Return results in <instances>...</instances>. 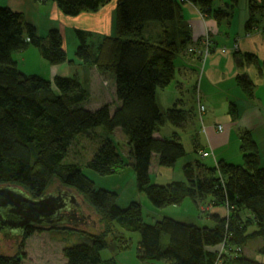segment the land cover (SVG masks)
Masks as SVG:
<instances>
[{
    "label": "trees",
    "instance_id": "obj_1",
    "mask_svg": "<svg viewBox=\"0 0 264 264\" xmlns=\"http://www.w3.org/2000/svg\"><path fill=\"white\" fill-rule=\"evenodd\" d=\"M53 1L65 15L77 16L97 11L110 0ZM181 1L185 0H116V33L99 38L98 43L95 32L75 27L76 58L99 68L115 70L123 66L150 92L167 88L176 79L178 58L190 41L188 33L175 25ZM189 1L204 15L212 13L218 20L229 14L227 9L215 8L214 0ZM237 1L231 0L234 4ZM256 7L251 2L252 12ZM29 45L36 46L50 63L68 60L60 28L52 25L47 35L42 34L21 11L0 6V184L18 185L38 198L57 177L97 209L107 225L101 232L89 230L80 212L77 222L71 218L40 225L49 226L51 232L57 229L61 234L69 233L63 246L65 264H116L115 257L105 259L102 252L107 247V231L117 225L124 235L119 237V250L130 246L124 230L139 231L140 264H264V259L244 252L248 241L259 237L256 253L264 256V162L251 131L239 132L244 153L241 164L226 160L211 164L205 160L210 151L203 155L204 150L197 152L200 157L186 156L194 151L188 150L189 142L184 138L188 131L182 129L197 115L203 121L200 106L204 102L198 81L181 88L175 102L154 120L146 99L124 100L113 107L112 103L96 104L87 79L71 73L51 80L43 73L25 72L15 53ZM206 54H198L200 64ZM238 81L250 95L252 80L240 74ZM186 92L192 95L196 110L186 99ZM168 123L173 129L165 133L161 127ZM117 130L126 137L134 160L127 161L119 152L114 139ZM83 135L95 140L93 154L85 165L66 162ZM144 140L149 143L139 154L137 149ZM178 161L185 179L152 180L155 166L170 169ZM120 164L133 165L139 189L155 206L180 203L190 197L200 206L206 201L224 204L231 213L227 218L216 215L213 225L170 216L150 223L144 220L142 204L137 200L114 209L117 192L97 188L85 167L107 175ZM33 229L27 227L22 236ZM72 234L79 241L70 243ZM24 247L22 244V252L15 255L0 251V264H24Z\"/></svg>",
    "mask_w": 264,
    "mask_h": 264
},
{
    "label": "crops",
    "instance_id": "obj_2",
    "mask_svg": "<svg viewBox=\"0 0 264 264\" xmlns=\"http://www.w3.org/2000/svg\"><path fill=\"white\" fill-rule=\"evenodd\" d=\"M215 2L218 3L215 4ZM251 2H255L257 6L253 12L250 9ZM213 4L216 8L227 9L228 16L218 20L212 13L204 15L191 1H181L179 5L180 18L175 21V25L183 32L188 33L190 41L182 52L183 54L178 58L177 74L173 83L165 89L150 92L151 96L146 98L152 106L153 119L155 120L168 107V102L170 105L173 104L172 99L167 100L170 93L173 92L178 96L181 88L198 81L199 90L206 105V111L202 114L203 121L197 115L192 123L182 129L188 131L185 132L187 136L184 138L189 142L188 149L194 151L192 153L194 156L191 157L194 158L196 155L200 157L197 152L204 150L210 151L205 160L211 164H216L220 160L241 164L244 153L241 148L239 132L241 129H248L261 149L264 162V0H238L235 4L231 0H214ZM0 5L21 11L23 15L27 14L26 9H32L37 13L41 11V13H45L44 20H51L54 16L57 19H68L66 16L64 17L65 14H62L57 3L53 0L46 2L25 0L22 4L17 3V0H0ZM38 5H41L45 10H38ZM104 7L98 11L81 13L69 20L75 19V27L92 30L100 37L114 35L116 33V0H113L108 8ZM49 17L51 18L49 19ZM60 24L68 27L63 23ZM52 25L55 24L50 21L43 32H46ZM206 35L210 42V48H214L206 54L200 64L197 47L200 46V41L204 40ZM198 66L202 69L201 72L203 71L202 78L204 79H201V76L197 79V73H194ZM55 67L59 66L50 67L49 70H46L45 75L51 77L59 73ZM71 72L66 71L60 75H68ZM240 74H246L253 82V90L250 95L238 81ZM137 79L141 85V79ZM217 124L222 125L223 130H220ZM168 127L170 131L173 129L171 125ZM159 131L162 132L160 129ZM194 132L195 134L191 136ZM148 143L149 140H144L140 147L144 150ZM170 178L171 176L168 175L165 180ZM192 201L199 214L204 215L205 223L210 225L215 223L216 215L227 218L231 213L224 204L206 201L207 203L204 202L202 205L204 210H201V206L194 200ZM113 252L119 256L125 251H118L117 248V251ZM244 252L250 255L247 244L244 247ZM256 254L252 256L264 259V256ZM117 255H114L116 264H135V261L131 260L129 256L123 257L127 260L119 261L116 258ZM104 258L110 259L113 258V255L111 257L104 256ZM119 259H121L120 256Z\"/></svg>",
    "mask_w": 264,
    "mask_h": 264
},
{
    "label": "rangeland",
    "instance_id": "obj_3",
    "mask_svg": "<svg viewBox=\"0 0 264 264\" xmlns=\"http://www.w3.org/2000/svg\"><path fill=\"white\" fill-rule=\"evenodd\" d=\"M25 0H17V3L22 4ZM113 0H110L107 4H105L104 8H108L110 4H112ZM218 2H215L217 4ZM2 6V5H0ZM6 6V5H5ZM38 10L44 9L41 5H38ZM103 7V6H102ZM103 8V9H104ZM216 8V6H215ZM45 10V9H44ZM26 16L28 20H31L37 26L38 32L48 34L49 29L51 26L48 27L46 32L45 31L47 24L53 22L56 28H60L64 37V47L67 51L68 60L59 64L50 63L48 60L44 59L39 52L38 48L34 45H29L27 49L21 50L15 53L16 59H18L19 67H21L25 72L36 74L38 73H47L46 70L49 68L55 67L58 69L59 73H55L56 75H60L65 73L66 71H72V75H77L78 77L81 76V79L86 80L87 86L91 89L93 94V103H109L113 107L118 103H121L124 100H131V99H146V97H150L151 93L147 89H145L142 85H140L139 78L135 73L128 70L127 68L118 66L117 69L112 70V68H99L95 65H90L78 60L75 56V49L78 45V39L76 33L74 31L76 20L70 18H75V16L64 15L68 19L62 20L57 19L55 16L51 20H44L45 13L35 12L32 9L25 10ZM37 11V10H36ZM98 11V10H97ZM50 13H53L50 11ZM51 17H49L50 19ZM68 25V27H64L62 24ZM79 23V22H78ZM88 25V24H86ZM104 37V36H102ZM94 40L95 42H100L101 37L98 36V33H94ZM100 38V39H99ZM111 42V41H109ZM207 43H210L207 39V35L205 36L204 40L200 41V46L197 47V52L201 54L202 51H205ZM202 49V51H201ZM197 55V54H196ZM202 56L204 55L201 54ZM198 56V55H197ZM41 58V59H40ZM41 60V61H40ZM47 64V66H46ZM50 66V67H49ZM200 66L194 70V73H197V79L200 77L202 78L203 71L201 72ZM39 75V74H38ZM49 75V74H48ZM55 75V76H56ZM66 75V74H64ZM49 77L51 80L55 77ZM187 83L189 81L187 80ZM188 94V95H187ZM186 99L188 100L190 106H194V110H196V105L194 100H192V95L186 92ZM172 99V103L174 100L177 99L175 93H170L167 100ZM162 102L161 100H159ZM172 105V104H171ZM168 106L170 103L168 102ZM167 109V108H166ZM206 111V110H205ZM205 111L201 110V114ZM164 112V111H163ZM203 112V113H202ZM169 124L167 126H162L163 131H169ZM161 126V125H160ZM172 126V125H171ZM115 143L117 148L122 155L127 158V161H132L133 154L130 152V149L126 145V137L120 130H117L114 136ZM143 145H146L143 143ZM96 147L95 140L90 138L89 136L83 135L80 140L72 147L70 156H67L66 162L72 160V162H78L82 165H85L87 159L91 157ZM137 153H143L142 148L139 147ZM190 150V148L188 149ZM140 151V152H139ZM144 151V150H143ZM192 152L187 153L186 156H191ZM182 160V159H181ZM155 162V159H154ZM183 164V163H182ZM118 165L116 171L107 174V175H100L99 173L95 172L93 169L85 167V171L90 175L96 183L97 188H107L117 192L116 203L113 207L122 209L127 207L132 200H137L142 204V213L144 216V220L150 223L155 222L157 219H161L164 216L174 217L179 220H193L198 224H204V215L199 214L197 207L195 206L194 202L191 200L190 197H187L185 200L181 201L180 203H172L167 204L165 206H155L147 194L144 191H141L138 187L137 182V175L133 165L128 164ZM163 171V172H162ZM160 172V173H157ZM158 175H157V174ZM170 175L172 178L177 179H185L184 170L181 169V163L178 161L173 167L170 169H162L158 166L154 167V172L152 173V180H165L166 176ZM0 185H7V184H0ZM12 186L19 187L20 189L24 190L22 187L18 185L9 184ZM70 187H66L64 183H62L60 178H53L52 182L50 183L46 193H57L58 190H65L71 191L75 193L78 197V201L81 203V208L83 209L84 214L86 215L84 222L87 225V228L91 231L101 232L103 229H106L103 221H101V215L97 211V209L91 205L83 195H80L78 191L74 189H69ZM26 191V190H24ZM87 200V199H86ZM203 205V204H202ZM201 210H204L201 206ZM206 210V209H205ZM79 214V211H76ZM203 213V211H202ZM80 215V214H79ZM88 216V217H87ZM206 216V215H205ZM114 227V229H110L107 231V247L103 250V255L106 257H111L115 254L114 250L117 251L118 245L121 243L119 237L124 235L121 233L120 226ZM49 226H40L35 225L34 229L31 232L26 233V235H18L13 234L11 231L0 232V251L6 254L15 255L18 252H22L21 245H25L23 250L26 251V257L23 260L24 264H65V256L63 253V246L65 241L68 239L66 234H61L57 229H52L50 231ZM125 237H129L130 246L125 248L119 256L117 255L116 258L119 261L127 260L123 258L124 256H129L131 260L135 261V264H140V260L137 257V247L140 240V233L139 231H128L124 230ZM70 243H75L79 241V237L76 234H72L70 236ZM125 239L122 238L121 241ZM261 243V238H254L250 239L247 244L248 251L250 255H254L257 251ZM113 248V249H111ZM118 251H123L119 250ZM259 255V254H256ZM103 256V257H104ZM165 264V263H164Z\"/></svg>",
    "mask_w": 264,
    "mask_h": 264
},
{
    "label": "water",
    "instance_id": "obj_4",
    "mask_svg": "<svg viewBox=\"0 0 264 264\" xmlns=\"http://www.w3.org/2000/svg\"><path fill=\"white\" fill-rule=\"evenodd\" d=\"M77 210L81 219L86 217L77 195L69 190L34 198L19 187L0 185V232L23 235L29 226L58 224L71 218L77 222Z\"/></svg>",
    "mask_w": 264,
    "mask_h": 264
},
{
    "label": "built area",
    "instance_id": "obj_5",
    "mask_svg": "<svg viewBox=\"0 0 264 264\" xmlns=\"http://www.w3.org/2000/svg\"><path fill=\"white\" fill-rule=\"evenodd\" d=\"M209 46H207V48H206V50L205 51H202V49H201V54H205V53H208L209 52V49H210V43H207ZM200 110H202V111H205L206 110V106L204 105V104H202L201 106H200ZM219 127V129L220 130H223V126L222 125H219L218 126ZM208 154V152L207 151H205V152H203V155H207Z\"/></svg>",
    "mask_w": 264,
    "mask_h": 264
}]
</instances>
